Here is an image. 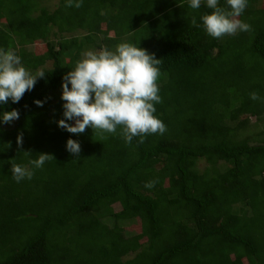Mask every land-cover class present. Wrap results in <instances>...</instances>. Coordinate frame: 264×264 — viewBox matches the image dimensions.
Wrapping results in <instances>:
<instances>
[{
	"label": "trees",
	"instance_id": "16d2710c",
	"mask_svg": "<svg viewBox=\"0 0 264 264\" xmlns=\"http://www.w3.org/2000/svg\"><path fill=\"white\" fill-rule=\"evenodd\" d=\"M41 1L0 0V48L45 71L18 103L0 104V264H264V136L246 131L264 114L249 96L264 98V0L239 17L251 31L220 39L202 26L203 0ZM124 41L162 61L155 115L167 131L126 144L120 129L60 128L64 75L84 52ZM13 109L19 118L3 123ZM40 153L55 159L34 169ZM13 162L32 179L16 182Z\"/></svg>",
	"mask_w": 264,
	"mask_h": 264
},
{
	"label": "clouds",
	"instance_id": "9594fccd",
	"mask_svg": "<svg viewBox=\"0 0 264 264\" xmlns=\"http://www.w3.org/2000/svg\"><path fill=\"white\" fill-rule=\"evenodd\" d=\"M82 3L83 0H66V7L79 8ZM203 3L212 10L201 16L202 26L209 36L220 39L252 30L249 23L239 19L248 0H226V7H221L219 0H203ZM201 4L202 0H189L192 9H199ZM191 23L200 27L195 17ZM161 63V59L145 48L127 41L118 43L114 49L84 52L74 68L63 77L64 118L58 120V126L77 135L88 128L101 136L105 133L116 135L120 129L119 135L126 144H131L134 137H138L137 142L142 144L148 135H163L167 127L155 115V105L162 102L158 84ZM44 76L43 69L35 73L28 70L11 48H0V104H7L9 99L18 103L27 91L34 88L37 79ZM249 96L253 101L264 102V98L255 91ZM34 102L38 106L43 104L40 100ZM18 118L16 109L2 114V122L6 124ZM22 144L23 137L19 134L17 145ZM66 148L79 157L81 147L77 140L69 138ZM52 159H55L52 154L40 153L29 163L34 169H39ZM10 170L16 182L25 178L30 180L34 175L33 169L14 162ZM157 182L156 179L147 181L145 187L153 188Z\"/></svg>",
	"mask_w": 264,
	"mask_h": 264
},
{
	"label": "rangeland",
	"instance_id": "374dc122",
	"mask_svg": "<svg viewBox=\"0 0 264 264\" xmlns=\"http://www.w3.org/2000/svg\"><path fill=\"white\" fill-rule=\"evenodd\" d=\"M56 0H42L41 3L48 9L51 8L55 4ZM42 43H33L26 45L27 50L32 52H36L38 50H44V46L41 45ZM42 48V49H41ZM45 68L49 67V63L44 65ZM249 127L248 130L246 129L249 134H252L254 140H259L262 136H264V114L260 116L259 120H256L254 116L249 117ZM262 132L263 134L259 133ZM198 168L203 166L202 161L197 162ZM114 210H117L118 207L116 205L113 206Z\"/></svg>",
	"mask_w": 264,
	"mask_h": 264
}]
</instances>
